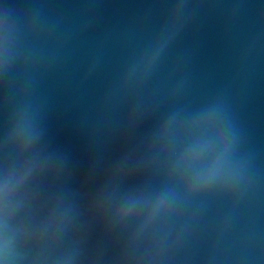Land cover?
I'll return each mask as SVG.
<instances>
[{"label": "water", "instance_id": "95a60500", "mask_svg": "<svg viewBox=\"0 0 264 264\" xmlns=\"http://www.w3.org/2000/svg\"><path fill=\"white\" fill-rule=\"evenodd\" d=\"M0 264H264V0H0Z\"/></svg>", "mask_w": 264, "mask_h": 264}]
</instances>
